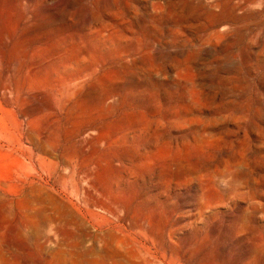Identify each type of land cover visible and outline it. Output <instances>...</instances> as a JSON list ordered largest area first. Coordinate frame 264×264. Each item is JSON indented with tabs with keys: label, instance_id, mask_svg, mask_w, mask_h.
<instances>
[{
	"label": "rangeland",
	"instance_id": "374dc122",
	"mask_svg": "<svg viewBox=\"0 0 264 264\" xmlns=\"http://www.w3.org/2000/svg\"><path fill=\"white\" fill-rule=\"evenodd\" d=\"M0 264H264V0H0Z\"/></svg>",
	"mask_w": 264,
	"mask_h": 264
},
{
	"label": "bare ground",
	"instance_id": "6f19581e",
	"mask_svg": "<svg viewBox=\"0 0 264 264\" xmlns=\"http://www.w3.org/2000/svg\"><path fill=\"white\" fill-rule=\"evenodd\" d=\"M89 42H90V40H88L86 42H82V43L76 45L77 47H74V48H78L79 50L84 51L87 49V46H89V45H87ZM37 57H40V55ZM121 60L124 61V58L122 57ZM37 74H38V72L36 71V69L33 66H31L30 69L27 71V78H26L27 80H29V82H28L29 84H31V85L39 84L40 76H37ZM70 151H69L70 152L69 156H71V157L74 156L75 151H76L75 147L73 146V150L71 149ZM61 155H62V153L60 154V156ZM110 157H114V154H111ZM39 162L41 165H43L45 163V161L41 158H39Z\"/></svg>",
	"mask_w": 264,
	"mask_h": 264
}]
</instances>
